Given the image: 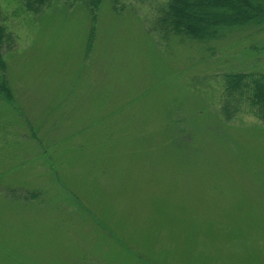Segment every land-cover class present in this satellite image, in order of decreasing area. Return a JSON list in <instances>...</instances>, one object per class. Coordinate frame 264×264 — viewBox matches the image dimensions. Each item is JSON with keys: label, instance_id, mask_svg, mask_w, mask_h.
I'll list each match as a JSON object with an SVG mask.
<instances>
[{"label": "rangeland", "instance_id": "obj_1", "mask_svg": "<svg viewBox=\"0 0 264 264\" xmlns=\"http://www.w3.org/2000/svg\"><path fill=\"white\" fill-rule=\"evenodd\" d=\"M168 3L0 0V264H264V120L222 76L264 28L164 41Z\"/></svg>", "mask_w": 264, "mask_h": 264}, {"label": "trees", "instance_id": "obj_2", "mask_svg": "<svg viewBox=\"0 0 264 264\" xmlns=\"http://www.w3.org/2000/svg\"><path fill=\"white\" fill-rule=\"evenodd\" d=\"M39 1L40 4V0ZM43 1V0H42ZM102 0H89L88 7H98ZM159 36L164 41L178 39L183 43H209L246 28H264V0H169L156 21ZM5 30L0 25V101L13 102L6 80L3 57ZM228 104L223 111L228 116L230 99L234 93L239 100L244 94L253 110L257 108L264 120V75L255 72L224 73ZM2 102V101H1ZM229 119V117H228Z\"/></svg>", "mask_w": 264, "mask_h": 264}]
</instances>
